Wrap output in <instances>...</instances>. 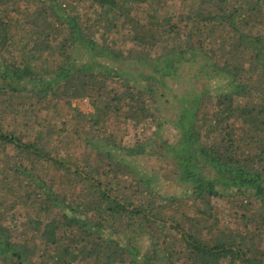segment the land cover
<instances>
[{
  "label": "trees",
  "instance_id": "1",
  "mask_svg": "<svg viewBox=\"0 0 264 264\" xmlns=\"http://www.w3.org/2000/svg\"><path fill=\"white\" fill-rule=\"evenodd\" d=\"M34 1L38 5L29 7L30 0H0L2 108L25 107L23 99L35 98V107L62 100L71 107L73 99L92 98L94 111L73 108V116L86 131V146L101 153L83 165L72 163L46 147V124H37L34 137L0 126V264H264V217L252 208L256 201L264 207V0H195L189 6L179 0L181 11L167 15L160 13L162 0H92L99 7L95 16L75 7V0ZM148 2L144 14L132 6ZM17 15H26L22 19L36 35L22 32ZM39 22L44 30L37 33ZM17 39L28 54L21 59L14 56ZM46 54L50 61L32 66ZM200 57L212 61L200 72L223 76L227 94L218 97L208 130L199 115L209 91L179 99L180 135L160 147L170 155L173 176L209 209L217 212L212 199L233 195L248 203L247 211L240 205L246 235L225 233L213 222V210L199 211L208 216L204 222L182 216L167 222L156 204L135 202L154 194L155 177L119 160L116 133L108 130L125 123L162 127L160 87ZM133 60H143L150 73L131 69ZM149 146L140 141L125 148L136 160L151 154ZM17 205L27 218L9 223L6 213ZM169 238L180 247H163Z\"/></svg>",
  "mask_w": 264,
  "mask_h": 264
},
{
  "label": "rangeland",
  "instance_id": "2",
  "mask_svg": "<svg viewBox=\"0 0 264 264\" xmlns=\"http://www.w3.org/2000/svg\"><path fill=\"white\" fill-rule=\"evenodd\" d=\"M162 1L163 3L165 2L163 7H161L162 10L160 13H162V15L181 11V9L178 8L179 0ZM73 3L75 7H78L79 10H82L85 14H89V16L94 13V16L98 14L99 7L92 0H75ZM182 3L183 5L188 4L187 6H189L190 4H194L195 0H183ZM148 4H150V2L146 3L144 6H137L136 4L132 6L136 8V11L144 14L140 11L147 12L146 8ZM23 5L25 7V4ZM30 5L37 6L38 4L34 0H30L29 7ZM24 7L22 6V9ZM22 16L26 15H17V17L22 20V24H25ZM31 17L34 18L33 14H31ZM42 24L43 22H39V28L36 30L38 31L37 33L44 30V25ZM30 26L31 24H25L26 29L24 28L22 32L29 33L30 35H36L34 31L30 32L28 29ZM222 29L223 28L217 29L216 36H219V34L222 33ZM19 37L20 36L17 38ZM64 37L65 35L61 33L59 38L54 41L53 46L56 49V53L59 52L58 48L60 47ZM116 41H118V37L114 39V42ZM214 46H216V44H214ZM14 49L16 50L14 56L16 55L18 59L28 55L26 52H20L22 50V42L20 39L16 40ZM116 52L118 51L116 50ZM56 56L60 58L59 54ZM76 56L78 57L79 55L76 54ZM50 58L52 57H49L48 54H46L43 58L37 57V59L32 62V66L40 65L44 62V60L50 61L47 60ZM133 61L135 62V66L131 69H134L135 72L150 73L151 70L145 66L143 60ZM220 61L222 62V60ZM207 63H212V61H206L205 58L200 57L197 62L184 64L180 70L179 76L165 78L167 88H163V86H161V90L157 94V101L160 105L159 114L161 115L159 122L161 121L163 125L159 129L155 125L133 129L131 123H125L122 127L117 126L108 128L110 131L114 129L112 133H116V140H118V148L120 149L118 159L125 165L133 166L132 170L139 175L141 174L155 177V182L152 184L157 185V191L155 190L154 194H151V196L148 193L143 194L142 196H139L135 202L139 203L140 200H144L143 203L146 207H152L156 204L158 207L156 213H158V215L167 222L173 219L174 216L176 219L177 217L182 216V219L190 217L189 220L195 219L204 222L208 220V216L199 213V211L205 210L208 212L207 215H209V210H213V208L209 209V207L206 206L207 204L197 201L192 194L190 187L185 183L180 182L177 177L173 176L172 170H174V168L171 160L169 159L170 155L167 154L165 149L160 147L162 140L175 143L180 135L179 131L176 129V119L182 110V101L179 99L189 97V95L193 96L195 93L202 90L209 91L211 94L208 98H206L202 105H200V110L202 111L199 115V117L202 118V120L200 118V123L202 124L203 129H209V125L216 116L215 113L218 111V97H220L221 93L227 94V90L225 89L226 82L224 81L223 76H215L200 72V69ZM142 85L146 86L144 83H142ZM176 97H178V99H176ZM35 99H23L27 103L25 107L16 106L13 108H10V106H14L15 104L2 108L3 106L1 105L0 100V126H5V129L9 130L18 129L23 131V133L29 132L34 137L35 135L33 132L37 128V124H46V127L41 129L44 133L46 147L49 150H54V153L65 154L66 159L72 163L77 161L80 165H83L88 161H92L94 156H98L101 153L100 151H96L94 146H86V131H84V128L79 124L78 119L73 116V114H75L73 108L78 109L82 113H90L94 111L95 109L93 107L92 98L86 97L73 99L71 107L66 106L64 100H62V102L58 105L50 103L45 105H36L35 107L33 105L34 103H37V100ZM247 101L248 100H246V102ZM238 102L240 104H244L245 99L239 98ZM14 103H17V101ZM48 106H50V108H48ZM6 108H8V111L3 112ZM67 114L70 115L66 117ZM65 121L67 124L63 125V122ZM61 127H64L65 129L64 132L62 131V135L58 133L60 131L59 128ZM49 128H53L54 133H52V135H49L52 131L49 130ZM153 133H155L154 136H152ZM150 137L152 138L150 139ZM140 141H147V143H151L152 146H149L148 149L152 152L151 154H146L135 160L127 154L125 147L134 146ZM100 143H102V140L98 138L95 144L99 145ZM108 163L109 161L107 164ZM117 164L119 163L117 162ZM111 166L113 165L111 164ZM112 175H110L108 180L112 179ZM125 178H127V175H125ZM56 179L59 180V177H56ZM123 186L125 185L123 184ZM117 191H119L123 196L122 188L120 186H118ZM228 198L231 200H228L227 198H216L211 200L212 206H215L217 209V212L213 210L216 215V219H214L213 222L215 221L217 223L216 226L218 225V227H220L225 233L233 232L246 235L249 231L246 230L247 226L243 220L244 213L242 207L240 208V205L244 202L246 204L245 211H247L248 203L236 195L229 196ZM239 199L242 200L241 203L239 202ZM252 208L255 210L256 214H260V217H264V207H262L260 202L256 201L253 203ZM27 215L28 213L21 205H17L14 212L10 213L7 211L6 213L9 223H13V221L16 220L24 221L27 218ZM6 222L7 221H5V223ZM31 234L32 233H30V235ZM171 244H176L175 239L169 238L168 244L163 247H169ZM145 245H149V240L145 242ZM262 246L264 247V244H262ZM177 247L179 248L180 245H177ZM2 264L7 263L3 261ZM74 264L86 263L84 261H78Z\"/></svg>",
  "mask_w": 264,
  "mask_h": 264
}]
</instances>
